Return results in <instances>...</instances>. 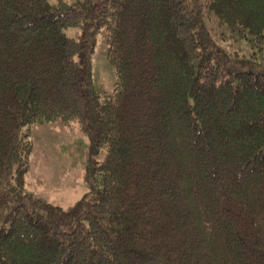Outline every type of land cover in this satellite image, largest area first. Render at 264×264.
Here are the masks:
<instances>
[{
	"label": "trees",
	"instance_id": "trees-1",
	"mask_svg": "<svg viewBox=\"0 0 264 264\" xmlns=\"http://www.w3.org/2000/svg\"><path fill=\"white\" fill-rule=\"evenodd\" d=\"M58 120L91 140L69 209L25 191ZM0 264H264V0H0Z\"/></svg>",
	"mask_w": 264,
	"mask_h": 264
},
{
	"label": "rangeland",
	"instance_id": "rangeland-1",
	"mask_svg": "<svg viewBox=\"0 0 264 264\" xmlns=\"http://www.w3.org/2000/svg\"><path fill=\"white\" fill-rule=\"evenodd\" d=\"M68 3L83 0H66ZM211 27L216 28L213 20ZM79 28L67 33L78 36ZM93 85L99 93L112 89L115 70L108 58L107 35L102 30L96 39L93 58ZM33 152L26 176L25 191L53 204L69 209L89 192L85 182L90 166V138L76 125L66 126L61 121L33 125ZM104 151L97 158H102Z\"/></svg>",
	"mask_w": 264,
	"mask_h": 264
}]
</instances>
